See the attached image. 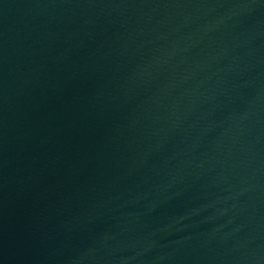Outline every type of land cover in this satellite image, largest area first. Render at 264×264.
Instances as JSON below:
<instances>
[{"label":"water","instance_id":"obj_1","mask_svg":"<svg viewBox=\"0 0 264 264\" xmlns=\"http://www.w3.org/2000/svg\"><path fill=\"white\" fill-rule=\"evenodd\" d=\"M0 264H264V0H42L0 47Z\"/></svg>","mask_w":264,"mask_h":264}]
</instances>
